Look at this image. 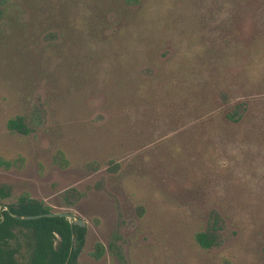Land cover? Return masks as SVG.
<instances>
[{"label":"rangeland","instance_id":"obj_1","mask_svg":"<svg viewBox=\"0 0 264 264\" xmlns=\"http://www.w3.org/2000/svg\"><path fill=\"white\" fill-rule=\"evenodd\" d=\"M151 1L148 46L115 0H0L3 203L82 220L77 264H264V0Z\"/></svg>","mask_w":264,"mask_h":264},{"label":"trees","instance_id":"obj_2","mask_svg":"<svg viewBox=\"0 0 264 264\" xmlns=\"http://www.w3.org/2000/svg\"><path fill=\"white\" fill-rule=\"evenodd\" d=\"M152 3L153 1L150 0H115V5L124 11L128 23L143 18V31L146 33H142L141 37L137 36V38L140 39V43L144 41L148 46L153 39L149 28H152L158 19L154 6H150ZM7 18H9V9L6 7L0 11V34L1 23ZM241 105L244 106L242 103L237 104L227 113L222 111L208 113V122L221 123L224 130L233 131V125L241 122L243 118V114L238 112ZM6 128L11 133L28 134L22 116L10 118ZM9 165L8 161L0 158V167L7 168ZM9 196V190L0 187V264H77L84 244L85 228L77 226L71 228L70 219L63 217L24 220L22 219L24 216H37L52 211L43 202L32 199L26 194L20 195L14 203L4 204V200ZM246 211L253 212L249 207ZM258 213L264 214V209L258 210ZM226 221V213L214 212L205 230L195 234L197 245L205 250L218 245L217 232L220 227H225ZM103 254L104 247L96 244L92 257L98 260Z\"/></svg>","mask_w":264,"mask_h":264},{"label":"water","instance_id":"obj_3","mask_svg":"<svg viewBox=\"0 0 264 264\" xmlns=\"http://www.w3.org/2000/svg\"><path fill=\"white\" fill-rule=\"evenodd\" d=\"M40 217H63V218H68V219H70L71 228L73 226H77V227H80V228H85V223L82 220L76 219L73 215L68 214V213H64V212H48V213L37 215V216H24V217H22V219H24V220H32V219L40 218Z\"/></svg>","mask_w":264,"mask_h":264}]
</instances>
